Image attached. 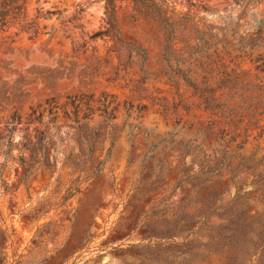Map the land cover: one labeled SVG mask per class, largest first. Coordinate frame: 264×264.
I'll use <instances>...</instances> for the list:
<instances>
[{
	"label": "rangeland",
	"instance_id": "rangeland-1",
	"mask_svg": "<svg viewBox=\"0 0 264 264\" xmlns=\"http://www.w3.org/2000/svg\"><path fill=\"white\" fill-rule=\"evenodd\" d=\"M149 1L115 0L122 39L94 36L106 0L0 23V264H264V0Z\"/></svg>",
	"mask_w": 264,
	"mask_h": 264
},
{
	"label": "trees",
	"instance_id": "trees-1",
	"mask_svg": "<svg viewBox=\"0 0 264 264\" xmlns=\"http://www.w3.org/2000/svg\"><path fill=\"white\" fill-rule=\"evenodd\" d=\"M28 1L29 0H0V23L2 26H7L10 25L11 23L13 24H20L21 25V30L26 31V32H34L35 34L39 33L40 27L37 25L35 21H29L28 20V13H27V7H28ZM134 1H145V2H150L149 0H134ZM164 2V0H162ZM153 7L158 8V10H161V6L159 3L153 1L151 2ZM54 11L48 10L47 14H54ZM106 14H107V23L109 27L101 31L99 33H96L94 36H108L111 37L112 39H122L120 37L119 30L117 28L116 24V3L115 0H106ZM46 27V26H45ZM44 27V28H45ZM253 47V45H252ZM262 61V64L257 66V68H262L264 65V56L259 55V57L256 59V61ZM227 79L232 81V77H226ZM185 79L187 82L191 85L194 86L197 90H200L201 93L208 94L210 97H205V102L210 101L213 99L211 96L216 93L217 90L221 88V86L224 87H229L228 84L224 83L225 78L220 81V84L218 85L217 88H200L198 85L188 76L186 75ZM229 83V81H226ZM244 100L246 102L249 101V98L246 97L245 94H243ZM210 99V100H209ZM53 100H48L47 103L51 104ZM55 101H53L54 103ZM251 106V104H249ZM207 108H210L209 105L207 104ZM212 109V107H211ZM215 109V108H214ZM35 114V111L33 110L32 112ZM50 113H52V108L50 109ZM242 114V116H244ZM37 120L41 122V114L39 117H36ZM85 120V118L83 119ZM80 127V140H83V144L88 145L89 149V156L90 158L91 153L93 152L94 149V141L93 139L89 138L88 135H86L87 130V125L83 124ZM34 134L33 133H26L24 135V142L22 144V147L20 148V151L22 152L23 150L27 151L30 153L29 157H25L23 155L20 156L21 161L24 163L26 166V176H28L32 171L35 169L37 165L40 163H45L50 161V149L55 147V142H54V136L55 134L51 133L48 128L45 129H40L39 127L34 128ZM90 134V133H89ZM4 136L1 135L0 131V140H3ZM13 141L10 140L7 145V149L5 150L7 155H10L12 150H13ZM87 159L85 160V162ZM74 162V161H73ZM103 163V160L99 161L98 165L94 167V170L92 172V176H98L100 173L101 169V164ZM77 164V163H76ZM219 165V164H218ZM6 166V161L3 163V167ZM78 168H81V170L84 168L83 165H78ZM210 172V171H209ZM264 178L263 176H261ZM261 179H257L254 181V183H258L259 181L263 182L262 183V189H263V194H264V181ZM73 192L70 193L72 195Z\"/></svg>",
	"mask_w": 264,
	"mask_h": 264
}]
</instances>
